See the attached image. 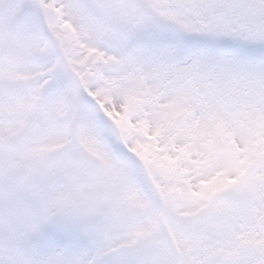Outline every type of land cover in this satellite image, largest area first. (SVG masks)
I'll return each mask as SVG.
<instances>
[{
  "label": "rangeland",
  "instance_id": "1",
  "mask_svg": "<svg viewBox=\"0 0 264 264\" xmlns=\"http://www.w3.org/2000/svg\"><path fill=\"white\" fill-rule=\"evenodd\" d=\"M0 264H264V0H0Z\"/></svg>",
  "mask_w": 264,
  "mask_h": 264
},
{
  "label": "snow or ice",
  "instance_id": "2",
  "mask_svg": "<svg viewBox=\"0 0 264 264\" xmlns=\"http://www.w3.org/2000/svg\"><path fill=\"white\" fill-rule=\"evenodd\" d=\"M103 62L107 63L106 60L103 61ZM109 76H110L109 72L106 69L102 68L101 71H100L101 79H100V82H99V85H98L99 89H106L107 88V84L105 83V78L109 77ZM137 87H139L138 84L131 83V82L125 83L123 81H119V82H116V84H115L114 92L116 94H120V93L126 92L128 90L137 88ZM93 91L96 92L97 90L94 89ZM156 134L159 135L160 134V130H157Z\"/></svg>",
  "mask_w": 264,
  "mask_h": 264
},
{
  "label": "trees",
  "instance_id": "3",
  "mask_svg": "<svg viewBox=\"0 0 264 264\" xmlns=\"http://www.w3.org/2000/svg\"><path fill=\"white\" fill-rule=\"evenodd\" d=\"M142 162H143V160H142ZM84 180H86V179H85V176H84V175H81V179H80L81 183L84 182ZM164 205H165V203H164ZM165 207H166V205H165ZM143 212H144V211L141 210V214L144 215ZM167 225H168V227H169V224H168V223H167ZM157 239H158V238H156L155 240L149 242L148 245L150 244V246H152V244H154V243H156L157 241H159V240H157ZM146 248H147V247H145L144 250H145Z\"/></svg>",
  "mask_w": 264,
  "mask_h": 264
},
{
  "label": "water",
  "instance_id": "4",
  "mask_svg": "<svg viewBox=\"0 0 264 264\" xmlns=\"http://www.w3.org/2000/svg\"><path fill=\"white\" fill-rule=\"evenodd\" d=\"M144 172V171H143Z\"/></svg>",
  "mask_w": 264,
  "mask_h": 264
}]
</instances>
